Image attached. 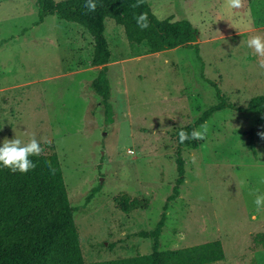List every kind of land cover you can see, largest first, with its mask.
I'll return each instance as SVG.
<instances>
[{
  "label": "rangeland",
  "instance_id": "1",
  "mask_svg": "<svg viewBox=\"0 0 264 264\" xmlns=\"http://www.w3.org/2000/svg\"><path fill=\"white\" fill-rule=\"evenodd\" d=\"M148 2L158 19L189 20L198 40L150 52L107 19L105 99L84 27L56 15L38 23L36 0H0V141L35 135L41 153H57L85 262L221 240L225 258L213 264H264V207L253 203L264 198V112L224 109L196 125L219 102L210 81L236 107L264 95V56L247 47L264 37V0ZM189 124L194 138L179 148ZM179 157L184 182L164 209Z\"/></svg>",
  "mask_w": 264,
  "mask_h": 264
},
{
  "label": "trees",
  "instance_id": "2",
  "mask_svg": "<svg viewBox=\"0 0 264 264\" xmlns=\"http://www.w3.org/2000/svg\"><path fill=\"white\" fill-rule=\"evenodd\" d=\"M36 1L38 23L44 22L47 15H56L65 21L80 24L94 38L92 64L103 68L93 81V88L105 99L110 94L107 64L111 57L104 34L107 19H113L124 27L129 42L145 43L150 52L188 45L196 42L199 36L198 29L187 19H158L148 0H93L97 5L94 12L87 9L88 0ZM141 17H144L141 22L148 25L143 29L138 24ZM210 83L217 90L219 102L206 109L196 125H203L214 113L224 109L264 112V95L253 97L247 107H236L221 95L215 82ZM194 135V124L181 128L176 133L178 147L191 145ZM32 158L37 161V167L28 172L0 168V264H213L224 260L222 241L213 240L146 255L85 262L59 156L57 153L40 152ZM184 165V160L179 157V177L164 209L179 194L184 182ZM127 203L125 199L121 204L125 212L128 211ZM162 225L163 219L159 227Z\"/></svg>",
  "mask_w": 264,
  "mask_h": 264
},
{
  "label": "clouds",
  "instance_id": "3",
  "mask_svg": "<svg viewBox=\"0 0 264 264\" xmlns=\"http://www.w3.org/2000/svg\"><path fill=\"white\" fill-rule=\"evenodd\" d=\"M241 0H229L228 7L230 9L239 8ZM86 7L89 11L96 10V3L93 0H88ZM144 17L138 21L139 26L143 29L148 25L142 23ZM247 47L254 50L255 55L264 56V37L253 36L247 41ZM264 68V63L260 65ZM183 139V137H181ZM43 151V145L40 138L33 135V137L25 141L23 137L16 136L12 139L5 138L0 141V168H7L13 172H28L30 169L37 167V161L32 157ZM258 207H264V198L259 196L253 201Z\"/></svg>",
  "mask_w": 264,
  "mask_h": 264
}]
</instances>
